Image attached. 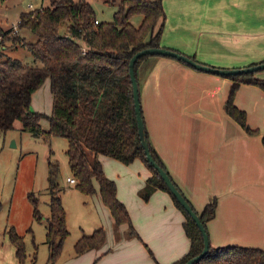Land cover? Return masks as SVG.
Returning <instances> with one entry per match:
<instances>
[{
	"label": "crops",
	"instance_id": "0c3cea01",
	"mask_svg": "<svg viewBox=\"0 0 264 264\" xmlns=\"http://www.w3.org/2000/svg\"><path fill=\"white\" fill-rule=\"evenodd\" d=\"M163 7L161 47L214 68L264 62V0H163ZM137 75L149 141L171 177L198 213L218 201L216 215L207 223L211 247L264 250V146L260 136H249L225 111L231 79L159 56L141 61ZM255 77L264 80V71ZM235 105L246 112L253 130L264 132V90L242 84ZM257 153L262 163L258 170ZM97 158L116 183L117 198L140 239L128 236L127 224L115 225L94 180L97 192L89 198L99 217L93 229L103 228L106 239L68 264L181 260L191 246L183 212L165 191H155L148 201L139 195L152 176L149 167L139 158L129 165L105 155ZM0 242V264L7 259L20 264L9 236Z\"/></svg>",
	"mask_w": 264,
	"mask_h": 264
},
{
	"label": "trees",
	"instance_id": "16d2710c",
	"mask_svg": "<svg viewBox=\"0 0 264 264\" xmlns=\"http://www.w3.org/2000/svg\"><path fill=\"white\" fill-rule=\"evenodd\" d=\"M102 1L109 6H116L112 22H100L96 10L87 0H50L49 7L21 14L19 28L30 30L37 38L31 43L20 40L21 45L26 46L32 54L35 65L11 57L0 61V132L12 130L15 122L20 121L23 130L35 137L51 139L55 136L66 139V155L72 176L77 181V189L87 196H93L97 192L94 180L97 181L102 202L110 210L115 225L127 224L128 236L138 239L139 235L133 227L126 206L117 198L116 183L105 175L97 157L105 155L125 165L141 159L151 170L152 176L140 191V197L148 201L155 191H165L185 216L184 229L191 242L190 250L181 260L173 263L185 264L202 252L203 236L147 161L138 135L129 74L130 60L137 52L161 47L166 22L163 0ZM137 15L142 16L139 26L132 23ZM96 20L99 21L98 24ZM2 33L0 28L1 38L5 37ZM15 36L19 39L18 34ZM146 58L136 65L137 80V68ZM253 65L257 64L250 66ZM255 75L230 77L233 83L225 103L226 113L247 134H256L258 131L249 126L246 112L235 105V96L242 84L254 85L264 90V80L257 79ZM47 78L53 95V110L49 116L31 109L32 95ZM45 118L49 121L48 131L43 130L40 124ZM262 144L264 146V134ZM149 145L155 160L171 177L150 141ZM58 175V164L49 161L47 264L56 263L70 234L57 182ZM171 179L173 180L172 177ZM173 182L181 191L177 183ZM182 194L184 195L183 192ZM185 198L207 229V223L216 215L217 199H213L198 213L188 198ZM29 199L35 207V219L42 222L44 217L38 210V202L33 193L29 194ZM7 234L16 248L19 263L25 264L24 238L14 228H10ZM105 239L103 228L95 230L91 235H83L75 244L76 254L79 256L99 248ZM149 253L154 259L152 252ZM195 264H264V250L241 246L210 247L208 254Z\"/></svg>",
	"mask_w": 264,
	"mask_h": 264
},
{
	"label": "rangeland",
	"instance_id": "374dc122",
	"mask_svg": "<svg viewBox=\"0 0 264 264\" xmlns=\"http://www.w3.org/2000/svg\"><path fill=\"white\" fill-rule=\"evenodd\" d=\"M87 1L96 10L100 22L113 21L116 6H109L102 0ZM49 6L50 0H0V28L3 31L1 35L14 30L4 35L5 37H0V61L11 57L35 65L32 54L26 46L21 45L20 40L31 43L37 38L30 30L19 28L20 16L22 13ZM141 20L142 16L137 15L132 19V23L139 26ZM15 34H18L19 39ZM31 109L47 116L52 113L53 95L49 78L32 95ZM40 124L43 130H49L47 118L42 119ZM257 131L256 134L248 135L262 138L264 132ZM67 148L66 139L55 136L51 139L35 137L23 130L20 121L15 122L12 130L0 132V237L5 235L8 238L7 231L14 228L24 238L25 264H47L49 259V248L46 244L47 218L50 217L49 161L58 164L59 167L57 182L70 233L55 264H68L76 260L78 256L75 251L76 242L83 235L93 234V226L98 222L99 215L92 207V199L81 193L76 185L68 182L73 176L66 155ZM261 165L257 153L256 169H260ZM30 193L37 199L38 210L44 217L42 222L35 219V207L29 199ZM103 221L102 218V223ZM6 264H11L8 259Z\"/></svg>",
	"mask_w": 264,
	"mask_h": 264
},
{
	"label": "water",
	"instance_id": "95a60500",
	"mask_svg": "<svg viewBox=\"0 0 264 264\" xmlns=\"http://www.w3.org/2000/svg\"><path fill=\"white\" fill-rule=\"evenodd\" d=\"M149 56H159V57H167L175 59L179 62L185 63L192 68L201 71L210 73L213 75L221 76V77H236V76H242L247 74H256L258 72L264 71V62L259 63L257 65L245 67V68H235V69H222V68H214L205 64H201L197 61H195L193 58L180 53L178 51L165 48V47H158V48H147L142 51L137 52L130 60L129 63V74L130 79L133 87V98H134V107H135V115H136V122H137V128H138V135L141 142V146L144 150V154L147 158V161L151 165L152 168H154L157 173L159 174L162 181L167 186L168 190L172 194V196L175 198V200L178 202V204L189 214V216L192 218V220L195 222L196 226L200 230L202 236H203V250L202 252L187 261L185 264H195L196 262L203 259L209 252V249L211 247L210 243V237L207 229L203 225L199 215L193 210L189 202L186 200L185 196L182 194L181 191L177 188V186L174 184L171 177L168 175V173L159 165V163L155 160L153 157L150 145L148 141V134L145 126V121L143 119L142 114V106H141V98H140V88L139 83L136 76V65L137 63ZM15 146V144H13Z\"/></svg>",
	"mask_w": 264,
	"mask_h": 264
},
{
	"label": "built area",
	"instance_id": "2783aa9c",
	"mask_svg": "<svg viewBox=\"0 0 264 264\" xmlns=\"http://www.w3.org/2000/svg\"><path fill=\"white\" fill-rule=\"evenodd\" d=\"M98 20H96V23L98 24ZM16 27V26H15ZM16 29V28H15ZM16 31V33H17V29L15 30ZM13 32H14V30H13ZM68 182L70 183V184H72V185H76V183H77V181H76V179L75 178H69L68 179Z\"/></svg>",
	"mask_w": 264,
	"mask_h": 264
}]
</instances>
